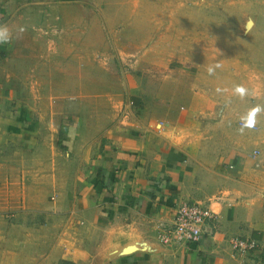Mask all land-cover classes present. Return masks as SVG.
<instances>
[{
    "label": "rangeland",
    "instance_id": "obj_1",
    "mask_svg": "<svg viewBox=\"0 0 264 264\" xmlns=\"http://www.w3.org/2000/svg\"><path fill=\"white\" fill-rule=\"evenodd\" d=\"M52 1L30 3L34 12L24 19L32 23L34 36L41 32L48 44L41 48V41L34 40L26 49L17 43L0 57V264L103 262V253L86 258L81 251L87 253L96 236L103 239L104 234L72 225V218L53 208L58 177L64 176V186L73 181L74 151L62 124L78 122L73 103H81L88 122L113 115L127 127L136 123L146 102H171L186 113L181 126L187 131L179 139L188 137L194 145L214 137L218 122L231 118L186 111L194 92H210L212 101L216 97L228 104L240 85L245 93L236 96L264 106V0L254 1L248 10H243L250 3L246 0H141V16L127 19L130 32L106 35L110 52L97 53L93 65L77 64L73 51L56 45L102 42L101 34H74L77 26L91 25L90 0H66L65 10L80 17L65 24L36 12L58 9ZM134 5L125 0L129 11ZM63 26L67 32L59 41ZM69 30L73 32L67 34ZM223 74L228 76L223 81H211ZM126 84L139 86L138 96H127Z\"/></svg>",
    "mask_w": 264,
    "mask_h": 264
},
{
    "label": "crops",
    "instance_id": "obj_2",
    "mask_svg": "<svg viewBox=\"0 0 264 264\" xmlns=\"http://www.w3.org/2000/svg\"><path fill=\"white\" fill-rule=\"evenodd\" d=\"M140 1L131 0L137 5L129 11L125 0H90L91 25L84 26L88 30L77 26L74 34H101L102 42L88 46L74 43L73 47L56 42L57 48L73 51L77 64L93 65L97 53L110 52L106 35L130 32L127 19L141 16ZM247 1L250 3H244L243 10L258 0ZM32 2L41 0H0V24H7L13 32L24 29L11 43L0 44V57L8 55L17 43H25L26 49L34 40L41 41V48L46 43L45 36L41 32L34 36L32 23L24 20L34 12L28 9ZM52 2L58 9L36 12L58 18L62 24L80 17L65 10L66 0ZM116 19H120L118 25ZM64 32V26L58 30L59 41L64 40ZM115 48L120 54V48ZM226 76L211 81H223ZM232 76L236 84L235 69ZM126 86L127 96L140 93L139 86ZM79 90L78 86L77 93ZM232 95V102L226 104L216 97L212 101L210 92L192 94L185 107L189 113L231 115L230 120L218 122L214 137L196 145L188 137L179 139L187 131L181 126L186 113L171 102H146L141 116L134 118L136 123L127 127L113 115L88 122L81 103L72 104L78 122L62 124H66L64 139L72 141L74 151L73 181L64 186V176H57L59 191L52 202L57 213L74 220L72 225L104 234L103 239L97 235L92 249L81 251V255L87 258L92 252L96 256L103 253L101 264H264V111L256 115L254 130L238 123L250 109L264 106L256 99L236 96L234 91ZM33 125L29 122V128ZM30 141L32 147L37 144ZM182 202L199 203L211 209L215 218L204 225L198 241L163 244L157 237V225L170 223L175 205ZM233 237L257 243L252 249L237 251L230 244ZM130 246L129 251L115 252Z\"/></svg>",
    "mask_w": 264,
    "mask_h": 264
},
{
    "label": "built area",
    "instance_id": "obj_3",
    "mask_svg": "<svg viewBox=\"0 0 264 264\" xmlns=\"http://www.w3.org/2000/svg\"><path fill=\"white\" fill-rule=\"evenodd\" d=\"M240 126L241 121L238 122ZM247 129H256L254 124ZM215 218V213L195 202H182L175 205L173 218L170 223H159L157 225V237L166 245L184 244L190 241H198L204 225ZM256 241L237 237L230 239V244L237 251H246L256 246Z\"/></svg>",
    "mask_w": 264,
    "mask_h": 264
},
{
    "label": "clouds",
    "instance_id": "obj_4",
    "mask_svg": "<svg viewBox=\"0 0 264 264\" xmlns=\"http://www.w3.org/2000/svg\"><path fill=\"white\" fill-rule=\"evenodd\" d=\"M23 31L24 29L21 27L17 29L16 32H13V30L7 24H0V44L11 43L13 38H19V35L22 34ZM216 67H219V65H216ZM208 71L211 74L214 71V68L210 67ZM234 91L236 94H239L241 96L245 93V89L240 85H236ZM261 111H264V109H262L260 106L250 109L247 116L243 117L241 120L242 128L252 127L255 123L256 115Z\"/></svg>",
    "mask_w": 264,
    "mask_h": 264
},
{
    "label": "water",
    "instance_id": "obj_5",
    "mask_svg": "<svg viewBox=\"0 0 264 264\" xmlns=\"http://www.w3.org/2000/svg\"><path fill=\"white\" fill-rule=\"evenodd\" d=\"M132 249V246H130L128 249H127V247H123L122 249H117V250H115V252L117 253H120V252H125V251H129V250H131Z\"/></svg>",
    "mask_w": 264,
    "mask_h": 264
},
{
    "label": "bare ground",
    "instance_id": "obj_6",
    "mask_svg": "<svg viewBox=\"0 0 264 264\" xmlns=\"http://www.w3.org/2000/svg\"><path fill=\"white\" fill-rule=\"evenodd\" d=\"M248 25H250V22L248 21Z\"/></svg>",
    "mask_w": 264,
    "mask_h": 264
}]
</instances>
